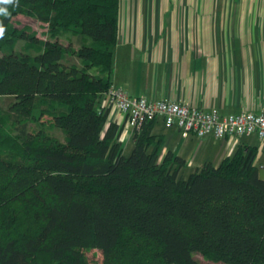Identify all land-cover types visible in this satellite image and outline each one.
Instances as JSON below:
<instances>
[{
    "label": "trees",
    "instance_id": "trees-1",
    "mask_svg": "<svg viewBox=\"0 0 264 264\" xmlns=\"http://www.w3.org/2000/svg\"><path fill=\"white\" fill-rule=\"evenodd\" d=\"M18 3L0 16V48L21 38L38 50L0 53V264H264L255 146L186 174L183 157L159 160L152 120L127 155L120 126H105L119 0ZM17 14L47 36L16 29Z\"/></svg>",
    "mask_w": 264,
    "mask_h": 264
},
{
    "label": "crops",
    "instance_id": "crops-1",
    "mask_svg": "<svg viewBox=\"0 0 264 264\" xmlns=\"http://www.w3.org/2000/svg\"><path fill=\"white\" fill-rule=\"evenodd\" d=\"M232 1L119 0L111 83L132 96L184 101L221 114L264 112V0ZM103 101L104 95L99 105ZM110 123L121 132L124 119L114 112L105 126ZM152 133L164 139L159 160L168 151L183 157L186 174L207 161L217 165L246 144L256 147L264 177V139L254 133L184 137L159 117ZM121 143L130 151L129 129Z\"/></svg>",
    "mask_w": 264,
    "mask_h": 264
},
{
    "label": "built area",
    "instance_id": "built-area-1",
    "mask_svg": "<svg viewBox=\"0 0 264 264\" xmlns=\"http://www.w3.org/2000/svg\"><path fill=\"white\" fill-rule=\"evenodd\" d=\"M103 95L104 101L99 105V110L106 115V120L109 121L114 112L124 119L118 136L121 142L124 129H129L133 137L135 132L141 130L145 121H154L158 117L166 126L177 127L184 137L190 133L197 136L211 133L222 139L254 133L264 139V112L221 114L216 108L204 109L184 101L132 96L121 86L112 83Z\"/></svg>",
    "mask_w": 264,
    "mask_h": 264
},
{
    "label": "rangeland",
    "instance_id": "rangeland-1",
    "mask_svg": "<svg viewBox=\"0 0 264 264\" xmlns=\"http://www.w3.org/2000/svg\"><path fill=\"white\" fill-rule=\"evenodd\" d=\"M224 3H231V0H223ZM236 1H239L238 3H245L246 0H233L232 3H237ZM11 24L18 30H26L28 33H35L36 37L38 39H44L47 36V26L45 23L38 21L32 17L23 15V14H17L14 15L11 18ZM37 46H30L27 40L25 39H18L14 45L10 48H0V53H6V52H15V53H20V52H26L30 54H34L37 52ZM95 69H93L94 71ZM98 103L96 104V106ZM42 120H45V117L41 118ZM47 125V124H46ZM46 125L44 124H39V127L42 126L43 129L46 130ZM33 128H36V123H33L31 125ZM49 131V130H48ZM50 132L58 136L59 138L62 137L61 132L53 127L51 128ZM126 144V143H125ZM124 144L123 148V153L127 155L129 153V150L126 149ZM84 254L87 256L88 261H96L98 263L101 262L102 260V253L100 250L96 248H92L90 250H83ZM195 257L198 258L199 260L203 261L202 256L200 254H195Z\"/></svg>",
    "mask_w": 264,
    "mask_h": 264
},
{
    "label": "clouds",
    "instance_id": "clouds-1",
    "mask_svg": "<svg viewBox=\"0 0 264 264\" xmlns=\"http://www.w3.org/2000/svg\"><path fill=\"white\" fill-rule=\"evenodd\" d=\"M8 6L18 7V0H0V16L8 17L10 15ZM6 28L2 21H0V39L4 38Z\"/></svg>",
    "mask_w": 264,
    "mask_h": 264
}]
</instances>
